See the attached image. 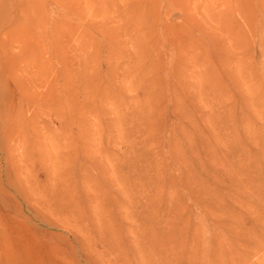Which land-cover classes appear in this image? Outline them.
Returning a JSON list of instances; mask_svg holds the SVG:
<instances>
[{"label": "rangeland", "instance_id": "374dc122", "mask_svg": "<svg viewBox=\"0 0 264 264\" xmlns=\"http://www.w3.org/2000/svg\"><path fill=\"white\" fill-rule=\"evenodd\" d=\"M25 1L0 0V264H264V0L233 3L239 28L223 29L192 0H150L139 63L108 24L133 0H105L99 18L86 0ZM197 46L209 80L181 70Z\"/></svg>", "mask_w": 264, "mask_h": 264}, {"label": "bare ground", "instance_id": "6f19581e", "mask_svg": "<svg viewBox=\"0 0 264 264\" xmlns=\"http://www.w3.org/2000/svg\"><path fill=\"white\" fill-rule=\"evenodd\" d=\"M7 1V0H6ZM15 1V0H14ZM18 1V0H17ZM27 1V0H26ZM25 1V2H26ZM31 1V0H30ZM64 1V0H63ZM122 1H127V0H122ZM201 0H192V5H193V7L195 8V12H197L198 14H199V11H202V13L204 14V17L207 19V20H209L210 22H209V24H210V26L212 27V28H214V29H223V28H226V26H228V27H231V26H233V27H235L234 25H236V23L235 24H232V21L230 22L229 21V23L227 24V19L226 18H228V16H231V14L230 13H232V9L234 10V8H233V3H239V5H240V11L241 12H246L247 11V7L244 5V2H243V5H242V3H241V1H243V0H232V3H228V2H226V1H223V7H224V11H223V13H219V14H217V13H209L208 14V9L204 6V5H202V3L200 2ZM2 2H4V1H2ZM1 2V6H2V4H4V3H2ZM9 2H10V0H9ZM9 2H6V3H9ZM11 2H13V1H11ZM23 2V1H22ZM60 2V4H63L62 3V0L61 1H59ZM153 2V1H152ZM152 2H150V0H133L132 1V3H129V4H125V5H123L122 7H117V8H114L113 9V11H111V12H113V13H115V18H113L112 20H110V22H108V24H121L122 26H123V35L127 38V40L130 42V44H132V48H133V56L131 57V60L130 61H133V57H134V60H135V62L136 61H138V63H139V59L142 57L143 58V54H145V50L144 51H142V52H140L141 50H140V48H139V43H140V41L144 38V36L146 35V33H144L143 31H142V27L141 26H143V25H147V23H148V27H149V22H145L146 20H144V21H142V18L139 16V14H140V12L142 11V10H146V12H148L149 14H153V12H151L150 13V11H154V10H152L153 8V3ZM19 3V2H18ZM28 3V2H27ZM17 4V3H16ZM16 4H15V6H16ZM20 4V3H19ZM86 4H87V9H90V12L93 14V16L94 17H97V18H99V17H101V16H103L104 14H106V12H107V8L105 7L106 5H105V0H99V2H98V5H96L97 3L95 2V1H93V0H86ZM153 4V5H152ZM8 4H6V7H8L7 6ZM12 5H10V7H11ZM21 6H22V4H21ZM21 6H19L18 5V7H20L21 8ZM23 6H25V4L23 5ZM2 7H5V6H2ZM2 7H0V8H2ZM6 7H5V9H6ZM30 7V5L27 7V8H29ZM12 8V7H11ZM11 8L8 10V11H10L11 10ZM17 8V7H16ZM155 8V7H154ZM2 9H4V8H2ZM236 9H238V8H236ZM1 10V9H0ZM14 10H16L15 8H14ZM20 10V9H19ZM19 10H17L19 13H21ZM22 10V9H21ZM24 10V9H23ZM7 11V12H8ZM27 10H25L24 11V13L26 12ZM30 11V10H29ZM29 11H27L26 12V14L29 12ZM88 11V10H87ZM235 11V10H234ZM233 11V12H234ZM236 11H238V10H236ZM12 12V11H11ZM14 12V11H13ZM110 12V13H111ZM3 13V12H2ZM15 13V12H14ZM23 13V12H22ZM21 13V14H22ZM134 13V14H133ZM235 13V12H234ZM1 14V13H0ZM5 14V13H4ZM13 14V13H12ZM20 14V15H21ZM25 14V15H26ZM1 15H3V14H1ZM6 15H8L7 13H6ZM5 15V16H6ZM14 16L16 15V14H13ZM88 15V14H87ZM10 16V15H9ZM9 16L7 17L6 16V18L8 19L9 18ZM14 16H13V18H14ZM22 16H23V14H22ZM151 16V15H150ZM149 16V19L151 18ZM188 16L190 17V19L192 20V18L194 17V16H192L191 17V15H190V13L188 12ZM243 16V15H242ZM4 17V16H3ZM10 17H12V16H10ZM232 17V16H231ZM1 18V17H0ZM5 18V17H4ZM37 18V17H36ZM38 18H39V16H38ZM96 18V19H97ZM243 18H244V16H243ZM3 19V18H2ZM63 19V18H62ZM90 19V18H89ZM88 19V20H89ZM1 20V19H0ZM11 20V19H10ZM13 20V19H12ZM87 20V21H88ZM4 21H5V19H4ZM7 21V20H6ZM9 21V20H8ZM39 21H40V19H39ZM39 21H36L37 23H40ZM63 21V20H62ZM61 21V22H62ZM65 21V20H64ZM94 20H91V22L92 23H94L93 22ZM3 22V21H2ZM143 22V23H142ZM1 23V22H0ZM5 23V22H4ZM10 23V22H9ZM98 23V22H97ZM241 23V22H240ZM7 24V23H6ZM25 24V23H24ZM23 24V25H24ZM90 24V23H89ZM103 24V23H102ZM198 24H199V22H198ZM242 24L243 25H246V26H244V28L247 30V27H249L248 25H249V22H248V20H247V18L245 17L244 18V20H243V22H242ZM242 24H241V26H242ZM21 25V24H20ZM29 24H27V26H28ZM35 25V24H34ZM37 25V24H36ZM92 25V24H91ZM95 25H97V24H95ZM99 25V24H98ZM200 25H201V23L199 24V25H197V27H198V30L200 31H203V26H201L200 27ZM14 26V25H13ZM19 26V25H18ZM18 26H17V24H16V26L15 27H17L18 28ZM25 26V25H24ZM30 27L31 26H33V24L32 25H29ZM28 26V27H29ZM193 26V25H192ZM237 27H238V25H236ZM21 27V26H20ZM26 27V26H25ZM61 27H62V25H61ZM99 27H101V26H99ZM16 28V29H17ZM33 28H34V26H33ZM32 28V29H33ZM107 29V31L108 32H110V28H111V26H106V27H104V28H101L102 30L103 29ZM144 28V27H143ZM239 28V27H238ZM7 29V28H6ZM9 29V28H8ZM11 29H12V27H11ZM11 29H10V32H11ZM19 29L20 28H18V31H19ZM24 29V28H23ZM85 29V28H84ZM148 29V28H147ZM209 29L210 30H212L210 27H209ZM13 31L15 30V28L14 29H12ZM26 30H27V28H26ZM101 30V31H102ZM194 30H196V29H194ZM197 30V31H198ZM242 30V29H241ZM1 31V30H0ZM6 31V30H5ZM83 31H85V30H83ZM100 31V32H101ZM106 31V30H105ZM106 31V32H107ZM200 31V32H201ZM240 31V30H239ZM3 32V31H2ZM24 32V31H23ZM70 32V31H69ZM87 32V31H86ZM106 32H104V33H106ZM194 32H196V31H194ZM103 33V34H104ZM112 33V32H111ZM199 33V32H198ZM243 33V32H242ZM2 34V33H1ZM14 34V33H13ZM110 34V33H109ZM114 34V33H113ZM241 34V33H240ZM239 33H237V35L234 37V35H232V36H230L229 37V39H230V41H231V43H232V45H233V43H238L239 41L238 40H242L241 39V37H243V38H245L244 36H241ZM15 35H16V33H15ZM86 35H87V33H86ZM85 35V36H86ZM105 35H108V33H106ZM110 35H112V34H110ZM199 35V34H198ZM6 36H8V35H6ZM14 36V35H13ZM84 36V37H85ZM104 36V35H103ZM102 36V37H103ZM109 36V35H108ZM108 36H106V38L108 37ZM116 37V35L114 34V35H112V36H110L109 38H112V37ZM121 36V32H119V37ZM4 37V36H3ZM24 37V36H23ZM87 37V36H86ZM146 37V36H145ZM7 38V37H6ZM5 38V39H6ZM10 38V37H9ZM19 38V37H18ZM22 38V37H21ZM82 38H83V36H82ZM108 38V39H109ZM11 39V38H10ZM91 39V38H90ZM96 39V38H95ZM101 39V38H100ZM103 40L105 39V37L104 38H102ZM114 39V40H113ZM115 39H118V41H116V42H118L119 43V40H120V38H112V40L113 41H115ZM149 39V38H148ZM201 39V38H200ZM199 38H198V40H200ZM87 40L89 41V39H88V37H87ZM98 39H96L95 40V42L97 41ZM111 40V39H110ZM110 40H108V41H110ZM19 41V40H18ZM81 41H83L82 39H81ZM106 41V40H105ZM107 41V42H108ZM210 41H213L212 39L210 40ZM236 41H238V42H236ZM8 42V41H7ZM9 42H11V41H9ZM98 42H99V40H98ZM120 42H121V40H120ZM188 41H186L185 43H187ZM208 42H209V40H208ZM88 43V42H87ZM91 43V42H90ZM89 43V44H90ZM105 43V42H104ZM111 43H113V42H111ZM111 43H107L108 44V46H110V44ZM7 44V43H6ZM11 44V43H10ZM62 44V43H61ZM86 44V43H85ZM89 44H87V46L89 45ZM94 44V43H93ZM93 44H91V46L93 45ZM99 44H101V43H99ZM147 44V43H146ZM181 44V43H180ZM202 44H203V46L205 47L208 43L206 42V43H203V41H202ZM210 44V43H209ZM212 44V43H211ZM214 44V43H213ZM35 45H37V44H34V48H35ZM113 45V44H112ZM116 46H117V44H115ZM118 45H121V43L120 44H118ZM12 46V45H11ZM62 46V45H61ZM82 47L83 46H85V45H83V43H82V45H81ZM90 46V45H89ZM101 46V45H100ZM107 46V45H106ZM145 46V45H144ZM209 46V45H208ZM228 46V48H230L231 47V45H227ZM23 47V46H22ZM39 47V46H38ZM119 46H117V48H118ZM147 47V46H146ZM152 47H153V45H152ZM6 48L7 49H9L10 47L8 46H6ZM26 49H28L27 47H25ZM65 48V47H64ZM85 48V47H84ZM92 48V47H91ZM99 48V47H98ZM109 48V47H108ZM110 48H111V46H110ZM112 48H114L113 46H112ZM111 48V49H112ZM120 48V47H119ZM180 48V47H179ZM227 48V49H228ZM6 49V50H7ZM36 49H37V47H36ZM36 49H35V51H36ZM62 49V48H61ZM115 49V48H114ZM147 49V48H146ZM2 50H3V48H2ZM2 50H1V53H2ZM22 50H24L25 51V49H22ZM28 50H30V49H28ZM32 50H33V48H32ZM100 50V49H99ZM102 50V49H101ZM110 49H108V51H109ZM181 50H183V49H181ZM9 51V50H8ZM113 51V50H112ZM112 51H109V52H112ZM115 51V50H114ZM147 51V50H146ZM149 51V50H148ZM180 51V50H179ZM32 52V51H31ZM83 52V51H82ZM178 52V51H177ZM181 52V51H180ZM180 52H178V54L180 53ZM3 53H5V52H3ZM91 52H88V54H90ZM97 53V52H96ZM117 53V52H116ZM173 53V52H172ZM182 53H183V55H182ZM181 54H180V56H182V58H184L185 60H184V62H186V61H189L188 63H189V66L186 68V69H184L183 68V66H182V68L183 69H181V70H183L182 72H189L188 74V76H186V78L188 79V77L189 78H192L193 80L194 79H199V77H203V79L205 80L206 78H207V80H209L210 78H211V75H212V73L210 74V72H206V71H202V70H200L202 67H203V65H205V67H206V63H207V61H209V60H207L206 58H204L203 57V51H202V49L200 48V46H197L194 50H191L190 51V49L189 50H184V52H182ZM32 54V53H31ZM36 54H37V52H36ZM147 54V53H146ZM29 55V54H28ZM30 56V55H29ZM34 56V55H33ZM88 56V55H87ZM180 56L178 55V57L180 58ZM28 57V56H27ZM32 57V56H31ZM31 57H28V60L30 59V62H31ZM145 57V56H144ZM150 57V56H149ZM177 57V58H178ZM60 58V57H59ZM88 58V57H87ZM146 58V57H145ZM182 58H180V59H182ZM144 59V58H143ZM27 60V61H28ZM33 60H34V58H33ZM37 59H35V61H36ZM87 60V59H86ZM183 60V59H182ZM207 60V61H206ZM27 61H25V63H28ZM141 62H142V60H140ZM147 61V60H146ZM134 62V63H135ZM182 62V61H181ZM14 63V62H13ZM34 63H36V62H34ZM130 63V62H129ZM144 63V62H143ZM146 63V62H145ZM32 64V63H31ZM37 64V63H36ZM81 64V63H80ZM80 64H79V66H80ZM86 64V63H85ZM133 64V63H132ZM183 64H186V63H183ZM209 64V63H208ZM8 65H10V64H8ZM12 65V67H13V65L14 64H11ZM30 65V64H29ZM28 65V66H29ZM39 66H40V64H38ZM37 65V66H38ZM145 65V64H144ZM182 65V64H181ZM6 66V65H5ZM33 66V65H32ZM136 66V65H135ZM141 66V65H140ZM147 66V65H146ZM187 66V65H186ZM209 66V65H208ZM4 67V66H3ZM10 67V66H9ZM8 66L6 67V68H9ZM127 67V66H126ZM131 67V66H130ZM181 67V66H180ZM185 67V66H184ZM5 68V67H4ZM4 69V70H7V69ZM31 68H33V67H31ZM128 68V67H127ZM143 68H144V66H143ZM167 68V67H166ZM3 69V68H2ZM13 69V68H12ZM11 69V70H12ZM34 70L36 69V67L35 68H33ZM40 69V68H39ZM179 69V70H180ZM207 71H209V67H207ZM129 70H131V69H129ZM138 70V69H137ZM204 70V69H203ZM9 71V73H10V70H8ZM36 71V70H35ZM0 72H4V71H0ZM71 72V71H70ZM180 72V71H179ZM5 73V72H4ZM8 73V74H9ZM35 73H38V71L37 72H35ZM172 73V72H171ZM181 73V72H180ZM179 73V74H180ZM1 74V73H0ZM3 74V73H2ZM1 74V75H2ZM7 74V73H6ZM5 74V75H6ZM13 74V73H12ZM11 73H10V75H12ZM16 74V73H15ZM64 74H66V71L64 72ZM165 74V73H164ZM181 74H183V73H181ZM4 75V76H5ZM37 75V74H36ZM70 75V74H69ZM184 76H185V74H183ZM13 76H14V74H13ZM32 76V75H31ZM30 76V77H31ZM213 76V75H212ZM33 77V76H32ZM39 76L37 75L36 76V78L35 79H37ZM214 77V76H213ZM213 77H212V79H213ZM4 78H6V76L4 77ZM10 78H11V76H10ZM0 79H1V77H0ZM178 79V78H177ZM31 80V79H30ZM159 80V79H158ZM158 80H155V81H157L158 82ZM2 81V80H1ZM31 81H33V78H32V80ZM162 81V80H161ZM161 81H160V83H161ZM178 81V80H177ZM213 81V80H212ZM215 81V80H214ZM34 82H36V81H34ZM37 82H38V80H37ZM211 82V81H210ZM20 83V82H19ZM28 83H30V81L28 82ZM148 83V82H147ZM146 83V84H147ZM151 83V82H150ZM166 83V82H165ZM23 84V83H22ZM35 84V83H34ZM33 84V85H34ZM149 84V83H148ZM196 84V83H195ZM24 85V84H23ZM151 85V84H150ZM27 86H29V85H27ZM65 86V85H64ZM184 86V85H183ZM24 87V86H23ZM73 87V85L70 87V90H74V89H71ZM88 87V85L86 86V88ZM140 87H142V86H140ZM150 87V86H149ZM32 88V87H31ZM57 88H58V86H57ZM59 88H60V86H59ZM63 88H65V87H63ZM152 88V87H151ZM150 88V89H151ZM23 89V88H22ZM21 89V90H22ZM33 89V88H32ZM89 89V88H88ZM149 89V88H148ZM200 89V88H199ZM19 90V89H18ZM27 90V89H26ZM25 90V91H26ZM59 90V89H58ZM61 90H64V89H61L60 88V91ZM143 90V89H142ZM147 90V89H146ZM182 90V89H181ZM185 90V89H184ZM20 91V90H19ZM28 91V90H27ZM65 91V90H64ZM71 91V92H72ZM92 91V90H91ZM148 91V90H147ZM152 91V90H151ZM193 91H194V89H193ZM196 91H198L197 90V88H196ZM195 91V92H196ZM10 92V91H9ZM9 92H7L8 94H9ZM30 92H32V91H30ZM63 92V91H62ZM66 92V91H65ZM75 91H73L72 92V94L74 93ZM90 92V91H89ZM89 92H88V94H89ZM184 91H182V93H183ZM33 93V92H32ZM55 93V92H54ZM57 93H58V91H57ZM69 93V89H68V92H66V94H68ZM79 93H81V92H79ZM84 93V92H83ZM150 93V92H149ZM185 93V92H184ZM183 93V94H184ZM3 94L4 95H1L2 97L3 96H6L5 95V93H4V91H3ZM10 94H12V92L10 93ZM53 94V93H52ZM61 93L59 92V94L58 95H60ZM78 94V93H77ZM82 94V93H81ZM80 94V95H81ZM14 95V94H13ZM13 95H11V96H13ZM55 95H56V93H55ZM57 95V96H58ZM62 95H64V94H62ZM90 95V94H89ZM96 95V94H95ZM94 95V96H95ZM8 96V95H7ZM6 96V97H7ZM24 96V95H23ZM26 96V95H25ZM24 96V97H25ZM34 96V95H33ZM54 96V95H53ZM68 96H70V94L68 95ZM75 96H76V94H75ZM97 96V95H96ZM9 97V96H8ZM7 97V98H8ZM15 97H16V99H17V96L15 95ZM61 97H63V96H61ZM65 97H66V95H65ZM85 97H86V95H85ZM216 97V96H215ZM52 98H57L56 96L55 97H52ZM69 97H67V102H69L68 100H70V99H68ZM70 98H72V96H70ZM74 99H75V97H73ZM78 98V97H77ZM81 98V97H80ZM87 98H89V97H87ZM93 98V97H92ZM97 98V97H96ZM14 99V98H13ZM20 99V98H19ZM18 99V100H19ZM25 98H23V100H24ZM27 99V98H26ZM74 99H73V101H74ZM3 100H8V99H3ZM31 100V99H30ZM53 100V99H52ZM54 100H56V99H54ZM58 100H60V98L58 99ZM75 100H77V99H75ZM12 101V100H11ZM26 102L28 101V103L30 102L29 100H25ZM63 101V100H62ZM82 101V100H81ZM8 102V101H7ZM14 102H15V100H14ZM19 102V101H18ZM38 102V101H37ZM50 102H51V100H50ZM52 102H54V105H55V103H57V101L55 102V101H52ZM51 102V103H52ZM84 102V101H83ZM2 103H4V102H2ZM12 103H13V101H12ZM27 103V104H28ZM31 104H32V102H30ZM39 103V102H38ZM65 103V102H64ZM71 103L72 102H70V105L69 106H71ZM79 103V102H78ZM15 104H17V103H15ZM26 104V103H25ZM30 104V105H31ZM58 104H59V102H58ZM68 104V103H67ZM72 104H74V103H72ZM12 105V104H11ZM32 105H35V106H38V104L36 105V104H32ZM80 105V104H79ZM6 106V105H5ZM18 106V105H17ZM29 106V105H28ZM34 106V107H35ZM58 106V105H57ZM67 106V105H66ZM65 106V107H66ZM74 107L76 106V104L75 105H73ZM6 107H10V108H13L14 107V105H13V107H11V106H8V104H7V106ZM19 107V106H18ZM26 107V106H25ZM40 107V106H39ZM38 107V108H39ZM54 107H56V105L54 106ZM62 107V106H61ZM83 107V106H82ZM87 107H89V103H88V106ZM87 107L85 108V106H84V109H86L87 110ZM10 108H9V111H10ZM17 108V107H16ZM37 108V107H36ZM60 108V107H59ZM72 108V107H71ZM3 109V108H2ZM2 109H0L1 111H2ZM6 109V108H5ZM21 108H19V110H20ZM27 109V108H26ZM67 109V108H66ZM74 109V108H73ZM72 109V110H73ZM76 109V108H75ZM90 110H93V109H91V108H89ZM8 110V109H7ZM12 110V109H11ZM18 110V109H17ZM38 110V109H37ZM36 110V111H37ZM68 111H69V109H67ZM0 111V112H1ZM32 111H34V112H36L35 110H32ZM66 111V110H65ZM76 111V110H75ZM5 112V111H4ZM15 112H17V111H15ZM19 112V111H18ZM23 112H25V110L23 111ZM27 112V111H26ZM40 112V111H39ZM38 112V113H39ZM67 112V111H66ZM73 112V111H72ZM79 111L77 110V113H78ZM82 112V111H81ZM6 113V112H5ZM11 113H13V112H11ZM20 113H22V111H20ZM20 113H17V114H19L20 115ZM28 113V112H27ZM38 113H36V114H38ZM75 113V112H74ZM80 113V112H79ZM85 113V112H84ZM90 113V112H89ZM9 113L7 112V115H8ZM15 114V113H14ZM24 114V113H23ZM33 114H35V113H33ZM32 114V115H33ZM35 114V115H36ZM71 114V113H70ZM3 115V114H2ZM25 115V114H24ZM27 115V114H26ZM65 115H67V114H65ZM77 115H79V114H77ZM84 115V114H83ZM9 116V115H8ZM6 117V118H9V117ZM21 116H22V114H21ZM75 116H76V114H75ZM1 117V116H0ZM3 117V116H2ZM11 117V116H10ZM16 117V116H15ZM29 117V116H28ZM70 117H72V114H71V116ZM69 117V118H70ZM80 117H81V115H80ZM5 118V119H6ZM12 118H14L13 116H12ZM18 118V117H17ZM23 118V117H22ZM31 118V117H30ZM35 118H36V116H35ZM38 118V117H37ZM81 118H83V117H81ZM1 119V118H0ZM68 119V118H67ZM71 119V118H70ZM69 119V122H74V120L73 121H71ZM73 119V118H72ZM76 119H77V117H76ZM22 120V119H21ZM26 120V119H25ZM31 120V119H30ZM60 120V119H59ZM82 120V119H81ZM15 121V120H14ZM13 121V122H14ZM17 121V120H16ZM10 122H12V120L10 121ZM26 122V121H25ZM30 122V121H29ZM28 122V123H29ZM81 122V121H80ZM79 122V123H80ZM121 122V121H120ZM27 123V122H26ZM26 123H22V124H24V126H25V124ZM33 123H34V121H33ZM37 123V122H36ZM38 123H39V121H38ZM65 123H67V122H65ZM32 123H30V125H31ZM78 124V123H77ZM27 125V124H26ZM71 125V124H70ZM69 125V126H70ZM74 125V124H73ZM72 125V126H73ZM79 125H81V124H79ZM84 123H83V126L81 125V127H83L82 128V130L83 129H85V127H84ZM28 126V125H27ZM36 126H39V125H37L36 124ZM66 125H64V127H65ZM68 126V127H69ZM71 126V127H72ZM74 127H76V126H74ZM25 128V127H24ZM28 128V127H27ZM30 128H32V127H30ZM35 128V127H34ZM70 128V127H69ZM73 128V127H72ZM79 128V127H78ZM77 128V129H78ZM86 128H87V126H86ZM68 129V128H67ZM36 130V129H35ZM13 131H15L14 129H13ZM23 131H24V129H23ZM25 131H26V128H25ZM28 131V130H27ZM30 131V130H29ZM37 131H38V129H37ZM80 131V130H79ZM22 132V131H21ZM18 133V132H17ZM23 133V132H22ZM25 133V132H24ZM23 133V134H24ZM34 133H35V131H34ZM21 134V133H20ZM27 134V133H26ZM37 134V133H36ZM31 135V134H30ZM29 135V136H30ZM33 135V134H32ZM23 136V135H22ZM27 136V135H26ZM33 137V136H32ZM36 137V136H35ZM23 138H24V136H23ZM70 138V137H69ZM21 139V138H20ZM28 139H31V137L30 138H28ZM17 140V139H16ZM33 140V139H32ZM30 141V140H29ZM36 141L38 142V139H36ZM71 142H73V141H71ZM70 142V143H71ZM69 143V142H68ZM33 144H34V140H33ZM35 144H37V143H35ZM35 144H34V146H35ZM29 145V144H28ZM31 145V144H30ZM72 145V144H71ZM88 157V156H87ZM67 175H69V174H67ZM1 177V176H0ZM8 178V177H7ZM0 183H1V180H0ZM161 259V258H160ZM144 261V260H143ZM141 263V262H140ZM158 264H164L163 262H159Z\"/></svg>", "mask_w": 264, "mask_h": 264}]
</instances>
